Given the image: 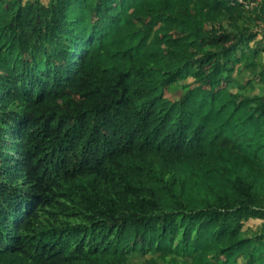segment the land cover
Wrapping results in <instances>:
<instances>
[{
    "label": "trees",
    "instance_id": "16d2710c",
    "mask_svg": "<svg viewBox=\"0 0 264 264\" xmlns=\"http://www.w3.org/2000/svg\"><path fill=\"white\" fill-rule=\"evenodd\" d=\"M253 1L0 0V264H264Z\"/></svg>",
    "mask_w": 264,
    "mask_h": 264
},
{
    "label": "clouds",
    "instance_id": "9594fccd",
    "mask_svg": "<svg viewBox=\"0 0 264 264\" xmlns=\"http://www.w3.org/2000/svg\"><path fill=\"white\" fill-rule=\"evenodd\" d=\"M240 2H243V3H248V2H251V3H253L254 1L252 0V1H247V0H239ZM256 1V0H255Z\"/></svg>",
    "mask_w": 264,
    "mask_h": 264
},
{
    "label": "rangeland",
    "instance_id": "374dc122",
    "mask_svg": "<svg viewBox=\"0 0 264 264\" xmlns=\"http://www.w3.org/2000/svg\"><path fill=\"white\" fill-rule=\"evenodd\" d=\"M248 224H249V223H248ZM250 224H251L252 227H256V225H257V224H252V223H250Z\"/></svg>",
    "mask_w": 264,
    "mask_h": 264
}]
</instances>
